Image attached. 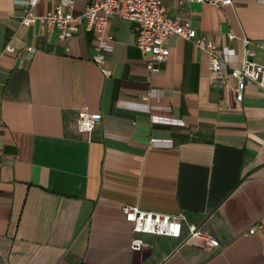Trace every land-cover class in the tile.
<instances>
[{
  "label": "crops",
  "instance_id": "0c3cea01",
  "mask_svg": "<svg viewBox=\"0 0 264 264\" xmlns=\"http://www.w3.org/2000/svg\"><path fill=\"white\" fill-rule=\"evenodd\" d=\"M21 1L0 0V264H264V93L245 83L237 99L229 75L243 60L264 67V4L161 0L165 17L216 45L224 68L212 72L175 37L148 71L116 15L98 66L91 33L64 43L24 26ZM88 2L38 0L32 12L77 16ZM81 109L99 117L87 138ZM122 206L182 213L180 237L138 235L131 251ZM188 224L218 246L185 243Z\"/></svg>",
  "mask_w": 264,
  "mask_h": 264
},
{
  "label": "built area",
  "instance_id": "2783aa9c",
  "mask_svg": "<svg viewBox=\"0 0 264 264\" xmlns=\"http://www.w3.org/2000/svg\"><path fill=\"white\" fill-rule=\"evenodd\" d=\"M38 0H23V16L20 23L24 26L35 23L42 24L61 42L70 40L81 27L83 31L92 34L94 46L90 60L100 66L104 62L105 55L110 51V38L105 34V26L111 15L128 21L132 24L135 35V46L142 56L148 59L145 68L152 71L155 65L163 63L167 56V50L163 43L169 37L180 38L190 42L197 50L204 52L207 57L209 71L219 72L224 68V61L217 55L216 45L204 38L197 36L190 28L188 20L179 18L169 19L164 15L161 0H89L83 11L77 15L62 13L59 6L52 8L42 15H34L32 10ZM179 3H201L214 6H224L230 0H177ZM264 4V0H257ZM61 5H67L62 2ZM232 36L228 35V39ZM5 52H12L8 46ZM29 53L31 48H26ZM226 54V50H224ZM251 56L250 52H246ZM229 75L234 82V94L240 98L245 83L252 84L257 90L264 93V67L250 60H243L239 68H231ZM99 121V117L91 115L85 109L77 112L75 128L78 134L86 138ZM152 123L180 125V122L164 118L151 117ZM152 143L159 141L152 140ZM166 145V144H164ZM120 213L123 219L131 226L133 237L129 242L131 251L139 250L143 245L138 235H152L167 238H179L181 226L184 223L182 213L173 216L141 211L133 206H122ZM185 243H197L204 248H215L218 243L210 235L193 225L185 226Z\"/></svg>",
  "mask_w": 264,
  "mask_h": 264
}]
</instances>
